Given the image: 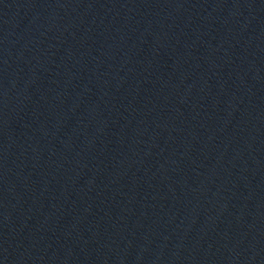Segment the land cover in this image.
Returning <instances> with one entry per match:
<instances>
[{"label": "water", "instance_id": "95a60500", "mask_svg": "<svg viewBox=\"0 0 264 264\" xmlns=\"http://www.w3.org/2000/svg\"><path fill=\"white\" fill-rule=\"evenodd\" d=\"M238 0H0V182L111 86Z\"/></svg>", "mask_w": 264, "mask_h": 264}]
</instances>
